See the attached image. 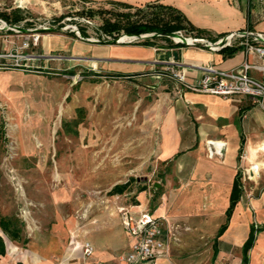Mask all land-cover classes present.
<instances>
[{
    "label": "crops",
    "instance_id": "1",
    "mask_svg": "<svg viewBox=\"0 0 264 264\" xmlns=\"http://www.w3.org/2000/svg\"><path fill=\"white\" fill-rule=\"evenodd\" d=\"M78 1L90 7H114L117 6L115 2L133 6L169 5L179 10L194 27L205 31L191 37L210 41L231 32L249 31L264 35V4L259 0ZM14 7L16 5H8L4 9ZM3 36L0 37V54L8 51L6 46L12 43L8 34ZM163 41L157 40L154 45L90 42L65 33L48 32L42 34L38 45L28 51L42 56L60 54L90 58L96 70L86 72V61H57L44 57L30 61L34 69L0 68V96L12 106H22L23 97L7 88L22 76H64V71L83 72L85 78L81 81L65 77L69 85L79 86L83 92L92 91L101 79L110 78L132 77L158 85L155 117L148 124L159 132L158 139L153 142L155 162L169 165L160 175V182L153 192L146 189L130 192L129 182L122 193L107 192L109 198L105 202L86 205L73 220V229L68 227V236L59 214L52 226L44 224L41 218L28 217L24 234L19 230L17 236L0 228L4 248L0 264H118V255L132 242V237L121 224L118 213L121 206L133 212L145 209L167 220L170 232L166 255L157 253L151 261L143 264H264V190L260 193L256 188L247 189L239 173V167L253 163L264 168L258 164L264 162L259 159L264 156V112L241 95L223 98L183 90L164 78L160 64L156 62L176 51V60L185 67L186 80L193 81L200 77L201 67L206 65L226 70L238 66L245 58L252 63L264 61L256 53L246 55L244 46L237 44L216 50L199 44L170 46ZM74 42H86L95 49L91 56H79L71 53ZM2 60L0 57V62ZM57 70L61 72L59 75ZM45 85L50 88L49 80ZM51 88L61 90L59 84L53 83ZM105 88L109 89L107 85ZM217 142L223 144L218 146ZM149 143L152 146L151 140ZM208 145L217 150L219 147V153L213 152L210 156ZM237 173L240 174L241 195L227 217ZM123 193H129L134 203L125 202ZM7 219L11 227L18 228L10 218ZM254 222L263 229L257 233L247 253L248 262L244 263L242 245L249 226ZM224 224L225 229L218 233ZM85 241L93 246L89 256L83 255Z\"/></svg>",
    "mask_w": 264,
    "mask_h": 264
},
{
    "label": "rangeland",
    "instance_id": "2",
    "mask_svg": "<svg viewBox=\"0 0 264 264\" xmlns=\"http://www.w3.org/2000/svg\"><path fill=\"white\" fill-rule=\"evenodd\" d=\"M8 5H16L14 8H20L29 18L17 22L20 27L52 22V18L53 22L63 20L64 24L83 28L86 37L99 38V16L81 15L90 5L78 0H0V12ZM150 12L144 7L134 13V18L148 17ZM51 32L82 40L71 32ZM6 34L12 41L6 46L9 50L19 42L18 33L2 31L0 37ZM74 45L71 53L79 56H91L95 49L86 42ZM48 80L49 89L45 85ZM66 80L65 76H22L14 80L7 90L23 97L22 106L6 104L0 96V216L10 218L22 234L28 217L41 218L44 224L52 226L59 214L68 236V227H73V220L83 208L105 202L109 198L107 192L115 184L129 181L130 192H153L169 166L155 162L153 142L159 132L148 124L155 117L158 85L132 77L110 78L101 79L92 91L83 92ZM53 83L59 84L61 90L51 88ZM259 159L264 161V156ZM249 166L239 167V173ZM255 169L258 174L244 185L261 193L264 168L251 164L250 171ZM122 196L125 202H133L129 193Z\"/></svg>",
    "mask_w": 264,
    "mask_h": 264
},
{
    "label": "built area",
    "instance_id": "3",
    "mask_svg": "<svg viewBox=\"0 0 264 264\" xmlns=\"http://www.w3.org/2000/svg\"><path fill=\"white\" fill-rule=\"evenodd\" d=\"M259 1L264 4V0ZM27 19L29 18H25L22 21ZM8 30L18 33L19 42L13 43L8 51L0 54V57L3 58L0 62V68L34 69L30 61L44 57L48 60L57 61H86L85 71H95L96 65L90 58L69 57L60 54L42 56L37 53H31L28 50L30 47L38 45L42 34L51 31L71 32L77 38L90 42L111 39L107 35H102L101 38L81 37V32L76 25L64 24L63 20L58 22L45 21L33 27L24 28L16 23L10 24L0 18V32ZM175 33L185 39L188 37L190 41L187 44L189 45L199 44L216 50L225 46H233L234 44L244 46L246 55L248 53H256L264 61V35L260 33L249 31L231 32L213 41L184 36L181 31H176ZM121 36L117 38L118 43H132L139 40L129 36H125V39L121 40ZM172 41L175 43L174 40ZM156 62L160 64V72L183 90L209 93L223 98L241 95L246 97L252 106L264 112V62L252 63L245 58L238 66L226 70L206 65L201 67L200 77L193 81L186 80L184 75L185 67L173 55L157 59ZM63 75L72 81H81L85 78L83 72L72 73L64 71ZM211 146L208 145V154L210 156L213 152L219 153V150L212 149ZM250 168L251 164L242 171V182L253 180L258 174L259 170L255 169V172H251ZM118 213L124 230L132 237L129 248L118 255V264H143L151 261L157 253L166 255L168 249L167 235L170 231L168 230L167 220L163 216H154L145 209L133 212L126 206H121L118 209ZM253 225L255 228L259 227L256 222ZM82 251L84 256H89L93 252V246L90 242L85 241L82 245Z\"/></svg>",
    "mask_w": 264,
    "mask_h": 264
},
{
    "label": "trees",
    "instance_id": "4",
    "mask_svg": "<svg viewBox=\"0 0 264 264\" xmlns=\"http://www.w3.org/2000/svg\"><path fill=\"white\" fill-rule=\"evenodd\" d=\"M117 5L112 9H127V11H114L111 8H86L83 9L80 14L87 17L99 16L100 24L97 27L99 32V38L102 35L110 36L111 39L118 38L121 35L132 34L138 35L142 33L155 32L159 35H153L149 37H144L136 41L139 44L144 45H154L158 39L169 41L168 45L176 46L179 43L171 42V39L166 37L165 34L181 31L184 32L186 36H196L205 33L204 30L194 27L189 20L177 9L169 5H164L160 3H149L145 6H133L125 2H115ZM119 7V8H117ZM149 8L151 10L150 15L145 18H134V13L142 11L143 8ZM129 9H134L135 12H130ZM0 16H2L8 23L15 24L27 16L23 15L20 8H14L10 12L1 11ZM86 36V32L83 28H79ZM125 36H121L123 38ZM107 41V40H106ZM102 39L100 42L107 43ZM129 181L121 184L114 185L108 194H119L122 193L128 187ZM241 195V184H240V174H236L233 181L232 190L230 193V204L226 211L227 217L230 216L232 208L235 203L239 200ZM226 227V224L219 228L221 233ZM0 228L13 236H17L19 228L11 227L9 225V220L5 217L0 218ZM262 227L255 228L253 224L249 226L248 236L243 242L242 252H243V262H248L247 253L250 248H252L256 235L258 232L262 231ZM3 242L0 237V254L3 253Z\"/></svg>",
    "mask_w": 264,
    "mask_h": 264
},
{
    "label": "water",
    "instance_id": "5",
    "mask_svg": "<svg viewBox=\"0 0 264 264\" xmlns=\"http://www.w3.org/2000/svg\"><path fill=\"white\" fill-rule=\"evenodd\" d=\"M10 26H12V25H10ZM80 34H81V37H84L82 35V33H80ZM153 35H159V34H157L155 32H149V33L138 34V35L126 34V35H123V36L133 37L134 39H141V38L149 37V36H153ZM165 36L170 38L171 40H174L175 43L187 44L186 39L181 37V36L176 35L175 32L167 33V34H165ZM106 42L107 43H118L119 41L117 40V38H115V39H109ZM172 54H173L174 58H176V51H173Z\"/></svg>",
    "mask_w": 264,
    "mask_h": 264
},
{
    "label": "bare ground",
    "instance_id": "6",
    "mask_svg": "<svg viewBox=\"0 0 264 264\" xmlns=\"http://www.w3.org/2000/svg\"><path fill=\"white\" fill-rule=\"evenodd\" d=\"M125 39V37H123V38H121V40H124ZM190 41V39H188V37H187V39H186V42H189ZM210 143H213L212 141H210ZM218 143V142H217ZM220 144H223V143H218V146H220ZM262 145V144H261ZM252 146V145H251ZM263 147H264V145H263ZM218 150H219V147H218ZM252 153L254 154L255 152H254V149H252ZM259 165H261V166H264V162H260V163H258Z\"/></svg>",
    "mask_w": 264,
    "mask_h": 264
}]
</instances>
